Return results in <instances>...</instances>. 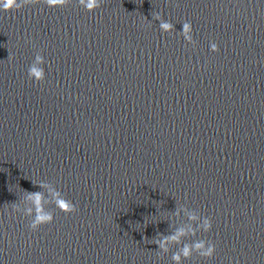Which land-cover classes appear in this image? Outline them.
Wrapping results in <instances>:
<instances>
[{
	"label": "clouds",
	"instance_id": "clouds-1",
	"mask_svg": "<svg viewBox=\"0 0 264 264\" xmlns=\"http://www.w3.org/2000/svg\"><path fill=\"white\" fill-rule=\"evenodd\" d=\"M44 4L49 8H64L71 3V0H0V11L15 12L29 5ZM78 4L87 12H94L101 6V0H78ZM154 19L159 21L160 30L163 33L172 34L175 32L174 24L166 21L157 13ZM184 40L192 45L196 44L193 39V27L190 21L182 23V31H180ZM210 51L218 52L219 46L215 42H210ZM46 63L44 57L39 53L36 54L33 62L28 67L27 75L29 80L36 83H42L46 79V73L43 65ZM39 187V191L24 190V201L29 206L22 207L21 203H12L10 214L20 213L24 217L29 218V228L32 231L37 230L41 226L51 224L54 221V213L48 207L54 205L56 209L65 215L73 214L77 211L76 205L68 199L58 188L50 182L40 181L33 184ZM48 189L46 195L43 189ZM184 215L186 224L184 226H174L169 224L172 231L170 234L158 233L157 237L150 240V243L158 245V256H163L176 246V250L172 253L171 260L174 264H183L185 260H189L193 255H198L204 259H211L215 255L216 245L205 239H196L192 242H186L189 238L195 237L197 232H209L212 229V221L210 217H202L195 209L181 205L173 212V219ZM147 239V238H146Z\"/></svg>",
	"mask_w": 264,
	"mask_h": 264
}]
</instances>
